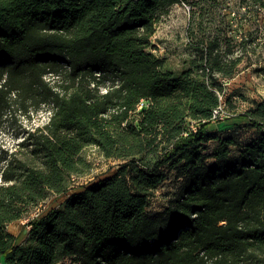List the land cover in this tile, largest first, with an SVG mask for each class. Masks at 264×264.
<instances>
[{"label": "trees", "instance_id": "obj_1", "mask_svg": "<svg viewBox=\"0 0 264 264\" xmlns=\"http://www.w3.org/2000/svg\"><path fill=\"white\" fill-rule=\"evenodd\" d=\"M181 4L191 8L193 55L174 71L150 52L151 38ZM219 6L0 0V125L16 111L50 113L1 171L0 264H264V98L238 116L254 133L247 142L209 121L225 82L251 67L264 76V0H239L228 14ZM89 147L124 163L29 220L16 244L5 227L64 194L89 170ZM169 171L179 187L149 214Z\"/></svg>", "mask_w": 264, "mask_h": 264}, {"label": "rangeland", "instance_id": "obj_2", "mask_svg": "<svg viewBox=\"0 0 264 264\" xmlns=\"http://www.w3.org/2000/svg\"><path fill=\"white\" fill-rule=\"evenodd\" d=\"M221 14L235 11L239 0H218ZM191 9V8H190ZM187 5L172 6L167 15L157 25L151 38L154 49L150 52L160 58L166 59L167 66L180 71L185 62L193 55L187 47L186 28L190 18V10ZM190 10V11H189ZM246 22L239 23V28H245ZM264 98V76L254 72V67L241 71L233 79L223 85L222 101L230 118L214 123L213 128L220 137H229L239 143L249 141L254 135L246 125L235 124L232 121L243 120L238 116L245 114L253 107L254 101ZM49 108L42 106L38 110H30L24 114L16 111L8 115L0 125V175L8 154L15 150L16 144L22 140L23 134L29 130L43 126L49 117ZM215 147L213 142L208 144L209 152ZM235 154L237 147L230 148ZM89 165V170L80 176H71L64 194H50L46 200L32 207L28 214L20 220L9 223L5 230L15 238L16 244H22L26 240L29 230L28 221L38 218L50 210L58 208L67 196L82 191L86 186L113 175L118 167L124 163L121 159L106 158L93 147L86 148L82 152ZM1 181V177H0ZM174 172H168V179L154 192L147 208L149 214L161 212L179 187ZM63 264H70L65 260Z\"/></svg>", "mask_w": 264, "mask_h": 264}, {"label": "built area", "instance_id": "obj_3", "mask_svg": "<svg viewBox=\"0 0 264 264\" xmlns=\"http://www.w3.org/2000/svg\"><path fill=\"white\" fill-rule=\"evenodd\" d=\"M218 96H219L220 103L213 110L211 118L209 120L212 124L219 123V122H222V121L230 118V114L228 112H226L227 110L225 109V105L222 101V95H218ZM138 107H141V106H138ZM189 128L192 131H196V129L198 128V123L197 122H190Z\"/></svg>", "mask_w": 264, "mask_h": 264}, {"label": "crops", "instance_id": "obj_4", "mask_svg": "<svg viewBox=\"0 0 264 264\" xmlns=\"http://www.w3.org/2000/svg\"><path fill=\"white\" fill-rule=\"evenodd\" d=\"M232 122L235 123V124L246 125L245 127L248 128V127H247V121L244 120V119H243V120H239V121H235V120H234V121H232Z\"/></svg>", "mask_w": 264, "mask_h": 264}]
</instances>
